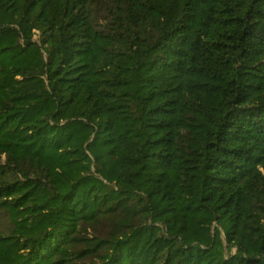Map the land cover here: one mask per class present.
Masks as SVG:
<instances>
[{"label":"trees","instance_id":"16d2710c","mask_svg":"<svg viewBox=\"0 0 264 264\" xmlns=\"http://www.w3.org/2000/svg\"><path fill=\"white\" fill-rule=\"evenodd\" d=\"M0 264H264V0H0Z\"/></svg>","mask_w":264,"mask_h":264}]
</instances>
